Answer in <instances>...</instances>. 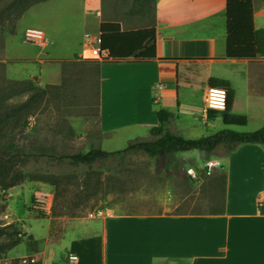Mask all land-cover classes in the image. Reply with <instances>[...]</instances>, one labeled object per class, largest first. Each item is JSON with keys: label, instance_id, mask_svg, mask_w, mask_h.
Returning a JSON list of instances; mask_svg holds the SVG:
<instances>
[{"label": "crops", "instance_id": "obj_1", "mask_svg": "<svg viewBox=\"0 0 264 264\" xmlns=\"http://www.w3.org/2000/svg\"><path fill=\"white\" fill-rule=\"evenodd\" d=\"M251 4L254 29L264 30V0ZM66 6L79 15L78 39L68 42L51 36V46L47 40L41 45L43 59H33L39 67L37 74L28 78L54 97L66 98L70 105H96L97 114L91 119L70 118L83 154L91 148L108 154L121 152L132 140H148L159 110L172 115L168 129L181 137L196 124L210 127L217 121L235 124L234 131L239 132L253 131L249 123L264 127V58H225V0H156L151 25L155 58L148 61L82 59L86 40L99 47V25L104 21L101 0H73ZM120 30L137 29L124 30L120 25ZM211 80L228 84L229 106L224 112L208 111L204 121L203 98ZM198 88L200 116L193 113L190 95ZM89 120L96 125L93 135L88 133L94 127ZM121 142L124 149L118 147ZM126 153L107 157L97 167L106 164L111 173L112 160H124ZM179 154L199 162L174 166L179 181L194 182L201 174L195 169L206 176H223L219 204L211 211L136 213L106 207L99 210L100 217L72 222L53 241L45 230L37 228L36 237L30 232V223L42 219L35 217L34 209L28 212L34 194L48 195L53 186L24 183L5 192L4 217L15 222L25 238L31 237L34 247L20 256L38 253L43 264H71L69 256L75 257L73 264H264V145H238L225 155L208 157L198 156L197 151L175 155ZM208 160H217L221 166L207 173L204 164ZM150 170L155 171L152 166ZM51 250L52 258L47 259Z\"/></svg>", "mask_w": 264, "mask_h": 264}, {"label": "rangeland", "instance_id": "obj_2", "mask_svg": "<svg viewBox=\"0 0 264 264\" xmlns=\"http://www.w3.org/2000/svg\"><path fill=\"white\" fill-rule=\"evenodd\" d=\"M11 1L13 0H0V13ZM70 1L73 0H54L34 6L17 20L3 21L0 14V119H4L9 109L15 110V119L21 112H27L26 108L32 112L23 129L14 132L7 130L6 134L1 136L6 125L0 126V227L10 225L15 228V222L4 217L7 202L4 188L13 183H48L53 186V191L48 195L36 192L33 196V206H37L35 196L48 200L46 212L40 210L45 222L39 220L30 223V232L35 237L39 236V228L47 231L48 239L53 241H58L72 222L90 219V214L106 207H117L121 212L136 213L167 211L176 214L211 211L219 204L217 196L223 176H206L195 169L201 173L200 176L193 180L194 182L185 184L175 175L177 169L174 166L185 162L195 165L199 163L197 159L190 160L180 154L155 158L147 157L144 153H135L137 151L127 152L130 154L126 153V159L112 160L111 173L106 171V164L97 167L101 161L92 164V168H87L66 159H59L62 156L83 154L82 141L77 140L78 136L70 118L78 116L91 119V116L97 114V107L93 103L88 106L70 105L69 100L54 97L48 89L41 88L42 92L24 90L25 86L20 83L36 84L34 78L28 77L37 74L39 67L33 63V59H43V55L39 56L43 49L41 46L26 43L23 32L27 28L43 31L49 46L52 42L51 36L59 41H76L81 28L76 9L66 6ZM44 13H47L48 17H44ZM101 19L117 21L124 30L151 26L153 0H101ZM92 32L95 34V31ZM200 90L198 88L190 92L195 107L193 113L199 116ZM8 94L11 97L5 100L4 96ZM24 114H21L23 120ZM181 116H185L184 111ZM88 124L94 126L88 128L89 135H93L97 131L96 125L92 120H89ZM236 128L235 124H223L221 121L210 127L196 124V128L183 133L182 138L196 140L221 130L234 131ZM248 128L254 129L253 131L260 129L256 123H249ZM116 141L119 143L118 139ZM117 142L114 147L118 145ZM10 144L13 148L8 150L6 147ZM118 147L124 149L126 145L123 142ZM226 152V148L220 146L210 154L198 152V156L208 157L220 153L225 155ZM164 163L170 165L168 170L164 169ZM150 166L155 169L153 174ZM166 188L170 193H167ZM33 206L32 211L28 212H33ZM33 213L36 218L39 217L37 213ZM41 232L39 230V233ZM7 243L5 237H0V244ZM28 247L34 248L31 241L24 237L18 246L6 253V256L18 257L24 254ZM52 255L51 250L47 253V259H51Z\"/></svg>", "mask_w": 264, "mask_h": 264}, {"label": "trees", "instance_id": "obj_3", "mask_svg": "<svg viewBox=\"0 0 264 264\" xmlns=\"http://www.w3.org/2000/svg\"><path fill=\"white\" fill-rule=\"evenodd\" d=\"M47 1L51 0H13L1 11V19L3 21L17 20L32 6ZM155 1L153 0V9ZM251 3L252 0H225V58L227 59L252 60L257 57L264 58V30H255L253 27ZM153 35L154 29L151 26L137 30L121 31L119 22L102 21L99 25L98 46L101 51L108 53L109 60L118 61L132 58L135 61H148L155 58ZM20 85L25 86L23 87L24 90L43 91L31 82L20 83ZM208 86L225 90L226 110L229 106L228 84L224 81L211 80L208 82ZM10 97L11 95L8 94L6 97L4 96V99L9 100ZM26 110L27 112H21V114L25 113V119L23 120L21 114L15 119V110L9 109L4 119H0V126L6 125L1 136L5 135L7 130L8 132H14L26 127L27 118L32 115L28 108ZM171 116L168 111L159 110L156 113L157 126L150 130L149 139L144 141L139 139L132 140L121 152L108 154L91 148L87 153L62 156L59 159H66L74 164L89 167L107 157H114L131 151L142 152L149 157L165 158L169 155L191 151L210 154L220 146L230 151L238 145H264V128L253 132L221 130L200 139L185 140L169 131L168 123ZM6 148L8 150L12 149L13 145L10 144ZM17 186H19L18 183L6 185L4 191L6 192ZM32 205H34L33 198L31 199ZM28 211H32V209L29 208ZM34 212L39 215L38 219H43L40 211ZM0 237H5L8 240L7 244H0L1 257L18 246L25 235L16 227L7 225L0 227ZM26 239L28 241L32 240L31 237Z\"/></svg>", "mask_w": 264, "mask_h": 264}, {"label": "built area", "instance_id": "obj_4", "mask_svg": "<svg viewBox=\"0 0 264 264\" xmlns=\"http://www.w3.org/2000/svg\"><path fill=\"white\" fill-rule=\"evenodd\" d=\"M24 41L26 43L41 46L46 43V38L43 31L33 28H27L23 32ZM91 40H86L83 44V51L80 55L82 59H89V60H97V61H107L109 60L108 53L106 51H101L98 48L93 47ZM99 45V41L97 43ZM225 103H226V92L225 90L217 87H207L204 98H203V120L205 121V116L208 111H216V112H223L225 111ZM207 173L213 168L220 167V162L217 160H208L204 164ZM35 204L37 206H33L35 210H42V212H46V200L42 197L35 196ZM41 212V211H40ZM90 218L92 217H100L102 216V211H96L93 214L89 215ZM40 254L38 253H31L19 257L8 258L6 255H2L0 257V264H43ZM75 260L74 256H69L68 261L73 264Z\"/></svg>", "mask_w": 264, "mask_h": 264}]
</instances>
